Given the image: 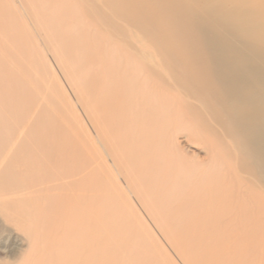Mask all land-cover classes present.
Masks as SVG:
<instances>
[{
    "label": "rangeland",
    "instance_id": "374dc122",
    "mask_svg": "<svg viewBox=\"0 0 264 264\" xmlns=\"http://www.w3.org/2000/svg\"><path fill=\"white\" fill-rule=\"evenodd\" d=\"M100 15H111L102 0H0V264L15 263L17 257L32 249L37 252L36 264H61L59 258L67 257L66 244L77 236V230L67 225L71 216L66 214L71 211L75 220L77 200L67 199L72 196L69 190L64 191L68 193L66 200H61L57 196L61 191L36 182L50 171L44 159L54 154L73 156L75 163L81 157L94 161L101 185L113 191L117 221L106 234L110 224L101 212L105 222L98 239L99 264H187L186 254L193 261L203 262L198 264H210L213 259L217 263L212 264L220 260L241 264L228 256L222 235L210 241L211 237L203 234L204 241L195 247L187 240H177L176 244L165 235L168 229L175 236L183 231L187 238H199L188 231L191 222H178L170 208L179 201L194 199L193 186L200 172L208 169L213 179L218 178L234 163L220 149L202 163L206 151L202 144L185 142L187 130L197 131L212 148L214 138L206 136L200 119L190 116L178 98L171 101L179 108L175 127L167 131L164 140L172 147L176 166H172L174 173L165 169L162 152L147 139V110L137 108L133 123L131 104L113 102L122 93L116 87L118 60L122 65L127 59L131 61L130 69L122 70L127 74L140 71L141 62L158 69L157 52L152 46L146 53L140 52L148 45L145 41H136L132 47L120 42L121 36L104 26ZM118 24L127 27L122 21ZM135 34L140 35L137 31ZM131 53L140 60L132 58ZM164 72L169 80L163 68ZM102 87L107 89L104 99ZM148 87L160 91L163 84L151 77ZM149 99L153 100L151 95ZM136 150L141 153L136 154ZM38 162L44 167L39 168ZM178 166L180 177L175 171ZM133 172L140 173V178ZM225 178L235 183V178ZM67 185L74 188L71 180ZM141 195L151 201L150 205L143 206ZM13 245L18 249L11 256ZM106 250L110 255L104 253Z\"/></svg>",
    "mask_w": 264,
    "mask_h": 264
},
{
    "label": "bare ground",
    "instance_id": "6f19581e",
    "mask_svg": "<svg viewBox=\"0 0 264 264\" xmlns=\"http://www.w3.org/2000/svg\"><path fill=\"white\" fill-rule=\"evenodd\" d=\"M102 2L111 11L110 16L100 15L104 26L116 30L121 36L118 38L120 42L132 47L136 41H145L148 45L140 52L146 53L149 46L154 47L157 52L158 69L141 62L140 71L127 74L122 70H129L131 61L127 59L122 65L118 60L116 87L122 93L113 102L131 104L134 112L130 119L133 123L137 120V108L147 110V116H144L149 123L147 139L154 142L157 151L162 152L165 169L171 172L175 165L172 147L166 145L164 140L167 131L175 127L174 118L179 108L171 101L178 98L190 116L200 119L199 126L206 136L209 134L214 138L212 148L197 131L187 130L185 142L202 144L206 151L202 163L210 160V154L219 149L234 163L231 170L223 173L224 177L218 174V178L213 179L208 169L200 172L193 186L194 199L190 197L191 202L189 199L179 201L175 207L170 208V212L178 217V222H191H188L187 229L192 230L199 238H187L181 233L183 231L179 232L178 237L168 229L165 235H168L169 240H175V243L179 242L177 240L187 243V240L189 246L193 247L204 241L201 238L203 234L210 236V241L213 236L222 235L228 256L241 264H264V0ZM118 21L124 22L127 27L120 26ZM136 31L140 35L135 34ZM129 55L140 60L135 54ZM163 68L167 71L169 80L164 78L163 74L166 72L163 73ZM101 77H105V74H101ZM151 77L163 84L161 93L148 87ZM114 83L116 84L115 81ZM102 88L100 94L104 99L107 89ZM164 89L168 93L162 91ZM150 95L153 100L149 99ZM167 152L170 153L166 154ZM132 153L134 157V151ZM137 153L141 152L136 150ZM82 158L85 157L79 158L75 163L77 159L73 156H49L44 159V164L50 165V171L36 179L38 184H44L49 190L61 191L62 193L57 194L61 200H66L68 193L64 191L67 190L72 193L67 199L75 197L77 200L74 206L75 220H72L71 211L66 214L71 216L67 225L76 228L77 236L75 234L74 239L66 244L69 252L66 258H59L61 264H99L101 248L98 239L105 222L101 218V212L110 224L106 234H110L117 221L113 191L101 185L102 177L95 162ZM176 158L181 160L177 155ZM72 162L78 165H69ZM38 165L39 168L44 167L41 162ZM176 168L180 177L182 172L178 171L179 166ZM136 171L138 172L137 169ZM133 173L137 176L140 174ZM81 174L74 183V178ZM225 177L235 178V183H228ZM70 180L74 188L67 185ZM141 201L146 207L151 202L143 197ZM146 211L148 213L149 209ZM165 218L163 219L166 220ZM160 221L161 219L158 222ZM17 249L13 245L9 249L10 255H14ZM198 249L201 251L202 247ZM104 253L109 254L110 250ZM17 258L16 264H36L38 261L35 249ZM191 258L186 254L187 264L202 262ZM212 262L217 263L214 259L210 264ZM219 264L226 263L220 260Z\"/></svg>",
    "mask_w": 264,
    "mask_h": 264
}]
</instances>
